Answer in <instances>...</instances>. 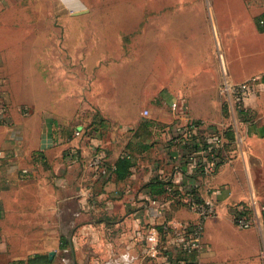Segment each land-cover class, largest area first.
<instances>
[{
  "label": "crops",
  "instance_id": "crops-1",
  "mask_svg": "<svg viewBox=\"0 0 264 264\" xmlns=\"http://www.w3.org/2000/svg\"><path fill=\"white\" fill-rule=\"evenodd\" d=\"M184 3L148 25L145 45L129 55L53 31V57L13 63L0 27V264H264V0ZM13 4L25 6L0 0V22H14ZM42 70L52 81L32 73ZM254 76L238 110L221 87ZM186 118L224 131L216 174L175 173L188 148L172 138ZM102 120L93 137L75 135ZM96 153L102 172L90 165ZM125 157L130 166L118 164ZM157 178L218 201L199 251L177 248L169 233L159 259L147 254L151 226L197 219L178 196L149 194ZM154 198L166 202L162 214ZM236 205L253 211L254 226L233 223Z\"/></svg>",
  "mask_w": 264,
  "mask_h": 264
},
{
  "label": "rangeland",
  "instance_id": "rangeland-1",
  "mask_svg": "<svg viewBox=\"0 0 264 264\" xmlns=\"http://www.w3.org/2000/svg\"><path fill=\"white\" fill-rule=\"evenodd\" d=\"M23 1L24 7L16 4L9 7L13 23L0 22V27L10 35L6 41L10 45V62L13 63L18 62L21 54L28 63L53 57V31H71L73 35L68 41L75 46L84 37L90 47L98 43L111 57L119 55L120 50L129 55L133 48L145 45L148 25L160 24L162 16L178 15L185 1L193 5L195 0ZM154 32L156 38L161 36L156 29ZM59 41L61 45L66 42L64 38ZM13 47H17V52L12 50ZM32 73L49 81L53 79L51 70Z\"/></svg>",
  "mask_w": 264,
  "mask_h": 264
},
{
  "label": "built area",
  "instance_id": "built-area-1",
  "mask_svg": "<svg viewBox=\"0 0 264 264\" xmlns=\"http://www.w3.org/2000/svg\"><path fill=\"white\" fill-rule=\"evenodd\" d=\"M264 25V18L261 20ZM260 78L254 76L242 82H225L221 87V92L234 101L236 108H242L245 99L255 92ZM148 112L145 111V114ZM177 135L172 139L175 143L187 147V152L175 157L173 164L176 174L191 175H214L218 172L222 164L226 162L225 157V134L224 131L215 129L207 125L204 121L186 118L177 125ZM82 130L75 132L76 136H83ZM189 146V147H188ZM0 152V157H1ZM104 156L96 153L90 165L97 170L104 171ZM185 170V172H184ZM172 181V179H168ZM178 190L177 195L181 201L197 215L194 222H172L162 224L161 228L151 226L145 236L147 254L155 259L163 253V236L171 233L177 248L192 253L201 249L202 237L205 231L206 221L217 217L219 214L218 201L210 196L201 197L196 186L178 188L175 185L169 190ZM151 205L158 214H162L166 208V202L159 199H152ZM262 218L264 220V204H261ZM253 211L242 205L234 206L231 212L233 223L241 228L248 229L255 225Z\"/></svg>",
  "mask_w": 264,
  "mask_h": 264
},
{
  "label": "trees",
  "instance_id": "trees-1",
  "mask_svg": "<svg viewBox=\"0 0 264 264\" xmlns=\"http://www.w3.org/2000/svg\"><path fill=\"white\" fill-rule=\"evenodd\" d=\"M102 121H100L99 123H94L90 126H88L85 130V133H84V136L85 137H93L95 134H97V132L99 131L100 129V125H102ZM232 142V139L230 138V136H228V142L226 143V145H230ZM189 147V146H188ZM130 159L131 158H123V160L119 161V165L120 164H124L125 166H130L131 165V162H130ZM104 164L106 165L107 162L106 160L104 159ZM118 167V165H117ZM99 171L102 172L101 169H99ZM115 173H117V175H119L120 177V172L118 171V168H115V170H113ZM147 186H149V194L151 196H159V195H162V196H165L167 197L168 199L169 198H174V197H177V195H179L180 193L178 192V190H169V188H173V183L168 180V181H165V180H162L161 178H157L155 180H153L151 183H149ZM48 261H45V263H47Z\"/></svg>",
  "mask_w": 264,
  "mask_h": 264
}]
</instances>
